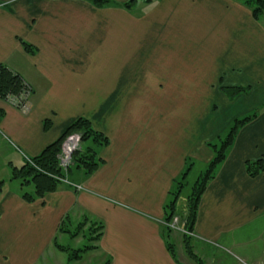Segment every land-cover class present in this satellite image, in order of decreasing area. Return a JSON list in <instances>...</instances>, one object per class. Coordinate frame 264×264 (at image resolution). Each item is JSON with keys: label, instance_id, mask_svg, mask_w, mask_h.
<instances>
[{"label": "crops", "instance_id": "1", "mask_svg": "<svg viewBox=\"0 0 264 264\" xmlns=\"http://www.w3.org/2000/svg\"><path fill=\"white\" fill-rule=\"evenodd\" d=\"M263 60L264 30L238 0H137L128 9L18 0L0 7V65L32 91L27 112L0 99V264H41L61 222L86 219L103 224L98 249L89 251L98 264H199L178 234L179 262L171 258L163 207L187 161L194 159L187 175L195 162L207 164L210 141L227 132L199 100L223 95L215 85L227 74L229 84L264 86ZM79 118L108 142L96 171H72L69 180L82 190L61 185L27 202L23 187L5 188L23 155L38 156ZM257 160L264 164V111L238 131L201 197L192 238L200 264H239L235 256L264 264V170L251 177L245 169Z\"/></svg>", "mask_w": 264, "mask_h": 264}, {"label": "trees", "instance_id": "2", "mask_svg": "<svg viewBox=\"0 0 264 264\" xmlns=\"http://www.w3.org/2000/svg\"><path fill=\"white\" fill-rule=\"evenodd\" d=\"M86 1L96 8L112 6L128 9L135 3V0H130L126 3H118L114 0ZM242 3L247 8L251 9L252 16L255 20L264 16V0H242ZM24 47L27 52H33V48H31V46L24 44ZM222 91L226 93L229 98L233 99L237 95H240L241 92L244 91V88L229 86L222 88ZM28 93L31 94L32 91L24 79L19 74L14 73L4 65H0V99H17L18 101L21 99L24 101V98ZM244 94L246 95V93ZM2 115L3 112L0 110V118ZM255 117H257V113L252 116L245 117L242 120H235V124L230 128L227 136L224 139H221L222 137L217 138L219 139L218 141H220L219 144H215L213 146L209 145L214 152L213 159L207 163L206 169L191 186V190L185 198H182L181 191L184 190L187 173L193 165V162H189L187 164L186 171L181 174L179 180L174 182L173 189L169 193L168 200L163 207L164 217L162 221L165 225H162V236L165 240L166 248L175 263H178L179 261L177 258L173 235L179 233H175L167 227L166 224L170 223L174 217H178L179 220L184 223V227L187 231H193L198 206L207 184L214 178L216 171L226 159L227 150L233 145L238 131ZM72 132H78L81 134L82 144L80 149L73 154L72 165L67 171L68 174H65L59 167L57 156L63 139L66 135ZM107 143V138L102 133L94 130L88 120L79 118L69 126L62 138L48 145L38 156L31 158L35 166L26 162L20 168H13L11 180L20 181L21 187L31 185L33 187L32 191L23 192V198L27 202H33L36 198H42L47 193L54 192L62 185L59 178L70 177L73 170H81L85 175H91L102 163L98 157V150L105 147ZM245 166L247 174L251 177L260 175L264 170L262 160L247 162ZM2 185L3 182H0V191L2 189ZM181 198L183 199V204L178 211L177 204ZM86 220L89 224L86 225V221L82 222L73 232L70 231V226L66 224V221H62L59 225L58 233L69 234L71 238L82 235V237H88V239L94 243L90 246L73 249L68 246L59 245L55 242L56 248L66 255L68 264H76L81 261L85 253L98 249L97 242L101 238L103 224L97 220ZM85 232H87V235H85ZM178 236L186 255L200 264L199 258L193 252L192 237L185 234H179ZM108 263L109 261L106 260L102 264Z\"/></svg>", "mask_w": 264, "mask_h": 264}, {"label": "rangeland", "instance_id": "3", "mask_svg": "<svg viewBox=\"0 0 264 264\" xmlns=\"http://www.w3.org/2000/svg\"><path fill=\"white\" fill-rule=\"evenodd\" d=\"M16 1H18V0H5V1L0 0V7L9 8V6H11ZM136 1L137 0H135L134 2H136ZM138 1H140V0H138ZM238 1L240 3H242V0H238ZM146 2L148 3L149 0H146ZM247 9L249 11L251 10L249 8H247ZM255 21L257 22L258 26H260L264 30V16H261L258 20H255ZM263 62H264V60H263ZM240 76H242V75L240 74ZM228 78L229 77L227 74L226 77H222V79H220L219 82L215 85L216 88L220 87V91L223 95L214 94L215 97H210V95L207 97H204L201 100H199V106H198L200 109H204V108L212 109L214 114L215 113L218 114L217 116L219 117V119H218L219 122H225L223 124H227V132L224 134V136H222L221 139H224L227 136L230 128L235 124V120H242L245 117H249V116L254 115L255 113H257V116H258L261 114L262 111H264V98L262 97V95L264 94L263 93L264 86L262 85V83H260V82H256V83L239 82V83H235V84H229ZM229 85L234 86V87L244 88L243 92L246 93L247 95H249L250 93L252 94V90H253L252 87H256V91L248 97L245 96V97H242L240 100H235L239 96H244L245 94L243 92H241V94L237 95L235 98H233V99L229 98L228 95L222 91V88L229 87ZM245 88H246V90H245ZM29 95H30L29 93L26 95V100H27L26 104L29 103V98H28ZM255 96L257 98H259V97H261V98L257 99V98H255ZM222 98L231 100V102H233V103L232 104L229 103V105H227L225 103L224 99H222ZM222 108L224 109L223 115H221V112H220L222 110ZM218 140L219 139L210 141V146H213L215 144H219L220 141H218ZM191 161L194 162V159H192V160L189 159L187 161V163H189ZM26 162L27 161L25 160V163ZM27 163H29V162H27ZM33 165H34V163H33ZM206 166H207V164H204V163H201L198 161L195 162V165L192 167L191 171L187 175L186 185L184 187V190L181 191L182 198H185V196L189 193V191L191 190L190 189L191 186L194 184V182L197 180V178L200 176V174L206 169ZM1 169H2V166H1V160H0V177L2 175ZM67 171L66 172L62 171V172H64L65 174H68ZM0 182H2V181H0ZM20 184H21L20 181L10 180L8 183H5V185H6L5 188L6 189H8V188L9 189H13V188L16 189L17 188L20 190V187H21ZM32 188L33 187L31 185L30 186L25 185L23 187V190L32 191ZM182 198L179 199V202L177 204L178 211L183 204ZM259 220L264 222V214L260 217ZM77 226L78 225H75L73 227L70 226L69 227L70 231H72V232L75 231ZM58 228H59V226H58ZM58 228H57V233L55 234L56 239L53 243L54 248H52V245H50L48 247V249L50 251H53V253L49 254L50 253L49 252L47 255H44L42 258L41 264H68L66 255L64 253H62L59 249H57L55 246V242H57V241H58L57 243L59 245L68 246V247H71L73 249L83 248L85 246H90V245L94 244L92 241H90L88 239V237H82V235H80L79 239L72 240V238L69 236V234L58 233ZM85 235H87V232H85ZM78 241H79V243H77ZM90 252L85 253L82 257V261L80 263L78 262L76 264H84L85 262H87L86 264H98V261H96L95 259H90V256H92V254ZM227 253L231 254V252H229V251H227ZM239 259L245 261L248 264H255V263H252V262L245 260L243 258H239Z\"/></svg>", "mask_w": 264, "mask_h": 264}, {"label": "built area", "instance_id": "4", "mask_svg": "<svg viewBox=\"0 0 264 264\" xmlns=\"http://www.w3.org/2000/svg\"><path fill=\"white\" fill-rule=\"evenodd\" d=\"M18 108L22 110V112H27L28 106L26 103H19V101L14 102ZM80 143H81V134L78 132H72L69 133L65 139L61 143L60 151L57 156L59 167L62 171L66 172L69 167L72 165V156L73 154L80 149ZM27 161L32 165V161L27 158ZM60 182L64 184L71 185L76 190L80 191L83 189L81 185H76L73 183H70L67 178H59ZM167 227H169L171 230L177 233L185 234L188 236H194L193 232L187 231L184 227V223L179 220L178 217H174L170 223L166 224ZM237 261L239 264H248L245 261L237 258Z\"/></svg>", "mask_w": 264, "mask_h": 264}]
</instances>
